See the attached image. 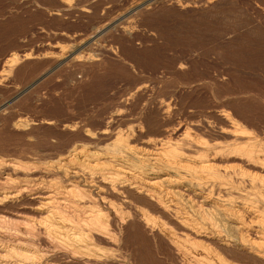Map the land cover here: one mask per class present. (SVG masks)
Wrapping results in <instances>:
<instances>
[{"label":"rangeland","instance_id":"obj_1","mask_svg":"<svg viewBox=\"0 0 264 264\" xmlns=\"http://www.w3.org/2000/svg\"><path fill=\"white\" fill-rule=\"evenodd\" d=\"M81 3L88 11L54 15L56 0H0L1 163L31 162L55 171L54 162L75 145H104L111 132L101 131L111 125L125 130L141 123L152 137H165L173 126L192 124L199 136L223 142L228 138L218 131L228 126L225 112L264 151V0ZM138 87L146 90L131 95ZM161 99L172 103L168 116L158 108ZM230 161L245 174L232 171L225 182L252 198L256 190L246 174L264 179V163ZM6 176L1 171L0 178ZM26 178L1 179L0 193L15 192ZM79 183L87 189L84 179ZM120 199L125 208L110 242H95L110 256L96 264H186L157 233L160 225H175L174 214L164 219L158 208L145 206L152 228L143 216L131 215L139 205L135 194ZM38 216L26 201L0 203V247L38 248L49 264H86L72 257L63 235L73 223L56 217L51 233L38 227Z\"/></svg>","mask_w":264,"mask_h":264},{"label":"bare ground","instance_id":"obj_2","mask_svg":"<svg viewBox=\"0 0 264 264\" xmlns=\"http://www.w3.org/2000/svg\"><path fill=\"white\" fill-rule=\"evenodd\" d=\"M56 1L57 8L51 11L54 15L74 9L88 11L81 0ZM16 60L13 57L11 62ZM145 90L146 87H138L131 95ZM158 108L168 116L172 103L161 99ZM223 116L228 119V126L218 131L219 136L228 138L223 142H210L199 136L198 126L192 124L173 126L165 137H152L141 123L125 130L111 125L101 131V134L111 132L104 145H75L54 162L55 171L31 162H0V173L5 171L7 175L0 180L9 182L13 175L22 173L29 178L19 181L15 192L0 193V203L26 201L40 214L33 222L48 232L58 228L56 217L72 222L63 235L74 254L72 257L86 264H96L110 256L105 251L98 252L95 242L99 238L110 242L113 223L123 216L125 203L120 195L124 193L135 194L139 200L131 215L143 216L146 225L152 228L156 223L145 214V206L158 208L164 219L171 213L176 216L175 225H160L157 233L184 263L264 264V179L257 172H247L248 183L256 190L250 194L252 198L234 192L236 188L225 182L232 171L245 174L231 166L230 159L263 164L264 151L250 143L230 114L225 112ZM55 176L66 179V185H57L53 181ZM41 178L48 179L49 186L44 187ZM81 179L88 184L85 190L79 189ZM233 199L242 201H236L239 202L236 205ZM65 208H71V212ZM49 263L43 250L35 247L21 244L0 247V264Z\"/></svg>","mask_w":264,"mask_h":264}]
</instances>
